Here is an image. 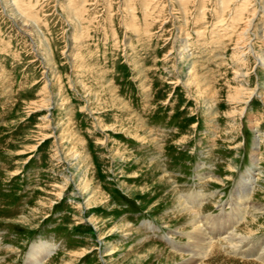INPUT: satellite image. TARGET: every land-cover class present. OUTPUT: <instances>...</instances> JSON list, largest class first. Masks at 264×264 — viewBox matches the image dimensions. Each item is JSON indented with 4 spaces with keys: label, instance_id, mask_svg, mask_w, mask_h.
<instances>
[{
    "label": "rangeland",
    "instance_id": "1",
    "mask_svg": "<svg viewBox=\"0 0 264 264\" xmlns=\"http://www.w3.org/2000/svg\"><path fill=\"white\" fill-rule=\"evenodd\" d=\"M18 1L41 44L0 0V264H175L176 199L229 213L255 131L264 247V0Z\"/></svg>",
    "mask_w": 264,
    "mask_h": 264
},
{
    "label": "bare ground",
    "instance_id": "2",
    "mask_svg": "<svg viewBox=\"0 0 264 264\" xmlns=\"http://www.w3.org/2000/svg\"><path fill=\"white\" fill-rule=\"evenodd\" d=\"M2 3L7 7L10 14H12L16 18L18 24L21 25V27H25L26 29H30V31L34 32L35 36H37V41L39 42V44H41V38H39V27L34 21L28 19L27 16H25L26 14H23V11L21 12L19 1L2 0ZM252 17H254V13H252L251 18ZM250 20L248 22H250ZM248 27L249 25L244 29V34L247 33ZM261 62L264 64L263 61ZM252 129H256L254 124H252ZM255 132V138L252 146L254 155H252L251 158V167L245 172V175L241 177L240 182L238 183L236 189L233 191V194L230 197V202L228 203L230 207L229 213H226L227 211L224 212L221 218H212L210 217V215L206 217L198 215L197 210L205 203V201H208V197L214 198L213 193L206 195L200 192L192 193L190 195L181 197L183 200H179L182 202L176 199L174 213L178 216L187 218L185 224L187 226L186 229H188V232L184 234V237L187 238L188 242L184 245V251L179 250L178 247L183 250L181 246L174 248L172 247L180 253L179 256L174 255L173 252V254L170 252L167 253L168 258L172 260L178 258L179 261L177 260L175 264H210L208 263V259L212 256L210 257L209 255H214L215 252L217 254V252L220 251H223L221 253H225L226 255L231 254V257L232 255H237L241 258L249 260L252 259L253 261L255 260L264 264V247L257 241H249L253 236V234H251L252 231L248 230L247 233L249 234H247L246 232L240 233L241 224L243 223L242 225H244L248 223V220L245 219L248 211L252 209L254 210V212H259V210L255 208L256 206L254 207V205H250V200L252 198L253 191L255 190L252 187V184L254 182L253 178L257 175L256 173L259 170V167L257 168L259 157L257 156L260 137L258 131ZM56 250L57 247L54 246L53 243L40 242L33 244L29 250L26 264H47V261L53 256ZM109 251L110 254H112L113 248H109ZM186 254L188 257H185Z\"/></svg>",
    "mask_w": 264,
    "mask_h": 264
}]
</instances>
